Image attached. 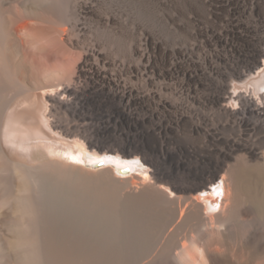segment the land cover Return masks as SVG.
Wrapping results in <instances>:
<instances>
[{
	"label": "bare ground",
	"instance_id": "6f19581e",
	"mask_svg": "<svg viewBox=\"0 0 264 264\" xmlns=\"http://www.w3.org/2000/svg\"><path fill=\"white\" fill-rule=\"evenodd\" d=\"M0 264H264V0H0Z\"/></svg>",
	"mask_w": 264,
	"mask_h": 264
},
{
	"label": "rangeland",
	"instance_id": "374dc122",
	"mask_svg": "<svg viewBox=\"0 0 264 264\" xmlns=\"http://www.w3.org/2000/svg\"><path fill=\"white\" fill-rule=\"evenodd\" d=\"M127 148H128V146H127ZM170 152H171V153H170ZM173 152L175 153V150H170V151H169L170 154H173Z\"/></svg>",
	"mask_w": 264,
	"mask_h": 264
}]
</instances>
